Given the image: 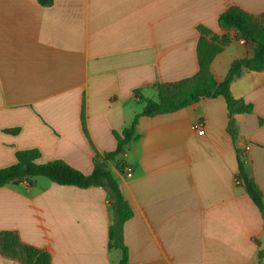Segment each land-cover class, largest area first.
<instances>
[{"label":"crops","instance_id":"crops-1","mask_svg":"<svg viewBox=\"0 0 264 264\" xmlns=\"http://www.w3.org/2000/svg\"><path fill=\"white\" fill-rule=\"evenodd\" d=\"M231 6L264 21V0H0V169L36 149L40 163L90 174L95 152L113 151V133L141 112V97L156 100L155 84L197 73V26L231 39L210 64L222 81L252 48L218 27ZM229 90L252 111L229 118L218 97L139 117L138 138L116 159L122 171L108 163L132 211L122 230L128 264H264L261 214L236 181L240 157L264 206V69ZM33 181L0 188V232L47 251L51 264L119 263L102 188ZM0 264L21 263L0 255Z\"/></svg>","mask_w":264,"mask_h":264},{"label":"trees","instance_id":"trees-1","mask_svg":"<svg viewBox=\"0 0 264 264\" xmlns=\"http://www.w3.org/2000/svg\"><path fill=\"white\" fill-rule=\"evenodd\" d=\"M41 6H49L51 0H37ZM217 25L221 30H233L235 38L245 45H252L246 57L236 59L229 65L222 81L217 82L211 72L210 64L231 39L227 35L216 36L208 29L197 26L199 39L196 45V60L198 71L187 79L175 83L154 85L156 100L143 98L144 106L133 122L120 134L113 133L116 147L111 152L102 155L95 152L90 174L84 175L77 169L69 166L62 160H53L40 163V153L36 149L20 150L15 152L16 162L13 165L0 169V188L7 184L27 182L34 185V179L42 177L58 186H73L79 189L90 187L102 188L108 196L111 205L113 220L108 229V248L119 250L121 257L118 264H128L127 248L123 243V225L131 216L132 211L124 200L118 184L112 176L108 163L115 162L122 171L123 164L116 159L124 153V148L138 138L135 126L139 117H152L181 110L201 99H215L221 97L226 106L228 117L233 114L250 113L252 107L241 100L232 97L229 87L233 81L241 77L245 71H261L264 69V21L244 12L238 7L231 6L222 12ZM138 92L136 91V95ZM229 131H232L229 123ZM16 133V129L7 130ZM236 181L243 187L249 199L261 214L264 225V206L262 194L255 183L244 173L242 161L238 159V173ZM0 255L21 264H51L50 254L40 248L28 245L21 241L13 231L0 232Z\"/></svg>","mask_w":264,"mask_h":264},{"label":"built area","instance_id":"built-area-1","mask_svg":"<svg viewBox=\"0 0 264 264\" xmlns=\"http://www.w3.org/2000/svg\"><path fill=\"white\" fill-rule=\"evenodd\" d=\"M195 130L197 131L198 134L202 135L203 134V128H202V125L200 123H198L197 125H195ZM248 148H245L244 151H243V156L245 155L246 151H247ZM238 184V182H237Z\"/></svg>","mask_w":264,"mask_h":264}]
</instances>
